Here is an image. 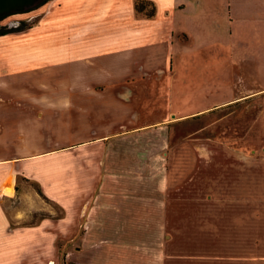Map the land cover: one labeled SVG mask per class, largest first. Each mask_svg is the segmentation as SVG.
Here are the masks:
<instances>
[{
    "label": "rangeland",
    "instance_id": "rangeland-1",
    "mask_svg": "<svg viewBox=\"0 0 264 264\" xmlns=\"http://www.w3.org/2000/svg\"><path fill=\"white\" fill-rule=\"evenodd\" d=\"M40 3L4 17L0 27L23 29L10 34L18 37L15 46L44 50L46 140L72 146L78 157L88 154L86 167L75 157L81 177L97 167V178L109 172L120 186L134 185L138 207L152 209L154 247L163 253L194 264H264V93L244 69V58L238 56V67L234 61L230 66L226 55L189 58L182 79L186 103H166L160 71L127 70L133 62L166 63L159 48L153 58L135 61L132 37L118 39L115 26L101 32L99 23L71 24L58 3ZM150 7L145 5L144 12ZM133 15L146 18L134 10ZM122 59L124 70H118ZM30 75L38 73L30 69ZM225 93L230 103H200ZM99 136L106 141H96ZM102 144L110 153L102 151ZM97 190L92 195L97 203L94 197L87 203L108 215L88 222L104 224L123 204L117 193ZM1 206L11 229L53 223L64 214L24 179L16 181V198ZM48 225L47 234L52 233ZM84 232L81 224L74 239L57 241L48 260L36 246L13 264H76L103 245L83 244Z\"/></svg>",
    "mask_w": 264,
    "mask_h": 264
},
{
    "label": "crops",
    "instance_id": "crops-1",
    "mask_svg": "<svg viewBox=\"0 0 264 264\" xmlns=\"http://www.w3.org/2000/svg\"><path fill=\"white\" fill-rule=\"evenodd\" d=\"M52 1L60 5L62 13L66 11L71 24L99 23L104 27L101 32L112 25L118 39L131 36L135 61L155 56L153 49L159 48L166 63L133 62L127 70L160 71V78L165 81L166 103H186L188 94L182 79L187 60L203 53L210 58L226 55L230 57V66L234 61V67H238V56L243 57L244 69L255 75L257 86L263 88L260 93H264V0H139L152 4L151 18L133 15V2L138 0ZM101 32L99 36L103 37ZM10 34L0 35V264L21 262L24 250L36 246L43 248L42 257L48 260L56 242L74 239V229L76 232L81 224L85 229L83 244L103 241V245H96L99 248L90 256L78 257L76 264H194L154 247L157 226L151 220L152 209L138 207L134 185L120 186L114 173L109 172L105 178H97V167L95 172L89 169V177H81L75 170V157L84 161L86 167L88 154L78 157L72 146L46 140L44 50L15 46L18 37ZM119 62L118 70H124V60ZM30 69L38 73L36 78L31 77ZM226 96L225 93L201 99L200 103H230L231 95ZM106 139L99 136L95 140ZM101 149L110 153L103 144ZM106 165L111 168L110 161ZM17 179L34 182L44 197L62 208L63 217L53 223L42 221L34 228L11 229L1 202L16 198ZM98 188L117 193L115 196L123 204L111 211L112 219L104 224L88 222L90 217L107 214L106 209L89 205L93 197L97 203L92 195ZM106 196L113 198L111 194ZM48 224L52 225V233L47 234Z\"/></svg>",
    "mask_w": 264,
    "mask_h": 264
},
{
    "label": "water",
    "instance_id": "water-1",
    "mask_svg": "<svg viewBox=\"0 0 264 264\" xmlns=\"http://www.w3.org/2000/svg\"><path fill=\"white\" fill-rule=\"evenodd\" d=\"M42 0H0V17L23 13Z\"/></svg>",
    "mask_w": 264,
    "mask_h": 264
},
{
    "label": "trees",
    "instance_id": "trees-1",
    "mask_svg": "<svg viewBox=\"0 0 264 264\" xmlns=\"http://www.w3.org/2000/svg\"><path fill=\"white\" fill-rule=\"evenodd\" d=\"M48 0H42L40 4L46 2ZM145 5H150V10L147 11V12H144V6ZM133 10L136 12V13H141L143 16H145L146 18H150L153 16L154 14V9H153V6L151 3L149 2H145V1H135L134 4H133ZM0 20H2V17H0ZM20 30H23L22 28H18V29H15V30H12V29H7L6 27H0V35H5V34H8V33H11V32H14V31H20Z\"/></svg>",
    "mask_w": 264,
    "mask_h": 264
},
{
    "label": "flooded vegetation",
    "instance_id": "flooded-vegetation-1",
    "mask_svg": "<svg viewBox=\"0 0 264 264\" xmlns=\"http://www.w3.org/2000/svg\"><path fill=\"white\" fill-rule=\"evenodd\" d=\"M2 19H3V17H2Z\"/></svg>",
    "mask_w": 264,
    "mask_h": 264
}]
</instances>
